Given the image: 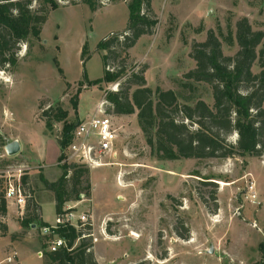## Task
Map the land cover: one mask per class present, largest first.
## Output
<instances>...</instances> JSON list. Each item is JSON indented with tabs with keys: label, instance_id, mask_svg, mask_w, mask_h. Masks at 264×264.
<instances>
[{
	"label": "rangeland",
	"instance_id": "rangeland-1",
	"mask_svg": "<svg viewBox=\"0 0 264 264\" xmlns=\"http://www.w3.org/2000/svg\"><path fill=\"white\" fill-rule=\"evenodd\" d=\"M57 1L59 7L54 10L34 1L33 9L44 6L49 13L40 36L20 43L16 64L0 69V172L23 168L35 204L41 207L39 215L53 224L57 216L55 195L40 176L56 181L62 174L58 139L64 123L53 121L50 129L43 114L49 108L61 107L68 112L67 122L76 125L103 109L119 129L114 153L106 155L99 166L80 164L90 170V194L84 190L81 200L70 201L66 207L93 215L100 264L261 261L264 154L177 160L155 157L137 112H107L106 93L120 89L123 80L90 85L85 79V74L90 80L104 75L106 51L99 50L98 44L109 35L124 33L129 24L128 2L99 0V8L92 10L80 0H75L77 4L74 0ZM151 11L158 20L153 32L143 35L129 50L117 46L122 57L111 66L124 58L128 72L146 68L148 86L173 89L181 103L204 99L213 104L209 84L182 86L185 74L196 67L192 56L195 43L205 41L210 30L218 34L221 29L227 34L231 28L235 35L236 23L244 17L254 29L264 31V0H151ZM85 46L87 59L83 61ZM223 49L226 55L234 56L239 46L229 48L223 42ZM254 71H260L257 63ZM237 137L233 133L228 139L235 143ZM14 141L20 149L9 154L7 146ZM65 154L69 155V147ZM251 181L255 182L256 199L250 196ZM20 211L10 205L12 233L0 236V264H4L1 262L12 241L21 245L16 248L23 264H42L46 253L44 259L39 258L36 248L28 247V240L38 241V248L45 251L49 240L42 235L43 225L34 229L23 225ZM5 222L8 226V217ZM18 223L23 230L15 229Z\"/></svg>",
	"mask_w": 264,
	"mask_h": 264
},
{
	"label": "trees",
	"instance_id": "trees-1",
	"mask_svg": "<svg viewBox=\"0 0 264 264\" xmlns=\"http://www.w3.org/2000/svg\"><path fill=\"white\" fill-rule=\"evenodd\" d=\"M34 1L59 7L57 0H0V69L7 64H16L18 45L31 36L39 37L42 26L48 18V10L42 6L33 9ZM130 11L129 24L119 36L109 35L101 40L98 49L104 54V75L96 80L88 79L90 85L119 82L120 89L106 93L107 112L116 115L135 114L146 137L152 153L160 160L182 158L207 159L227 158L245 154L259 156L264 154V31L253 28L247 17L236 23L235 35L231 28L224 34L210 30L207 39L195 43L192 56L196 67L185 74L182 86L193 88V83H206L211 86L213 104L198 99L194 104L181 103L173 89L155 90L148 86L146 68L128 72L125 60L117 66L111 63L122 57L116 49L132 48L143 35L151 34L158 23L152 15L151 0H125ZM74 4H77L75 0ZM92 10L99 8V0H80ZM229 47L239 46L234 56L226 55L223 42ZM87 47L82 51V59H87ZM128 54L125 55V58ZM258 64L260 71L255 72ZM77 108V102L74 101ZM46 125L51 129L53 121L63 122L58 139L61 148L59 166L62 174L56 181L40 176L45 187L54 192L56 214L65 212L67 203L79 201L83 191L90 194L91 185L87 176L88 167L67 163L65 150L69 147L75 124L68 123V112L61 107L49 108ZM236 133L237 141L228 137ZM86 182V186L84 183ZM213 183V182H211ZM23 184L29 194L22 224L49 225L39 215L41 207L35 204V194L28 184L27 174ZM5 178L0 175V218H6L8 204L4 194ZM85 195V194H84ZM217 200L216 196H212ZM33 209L31 210V207ZM1 235L7 234L6 222H0ZM93 231L91 224L79 228L64 225L57 233L66 240L67 246L55 252L46 251L44 264H100L94 254ZM182 238L186 239L187 236ZM264 264V258L255 263Z\"/></svg>",
	"mask_w": 264,
	"mask_h": 264
},
{
	"label": "built area",
	"instance_id": "built-area-1",
	"mask_svg": "<svg viewBox=\"0 0 264 264\" xmlns=\"http://www.w3.org/2000/svg\"><path fill=\"white\" fill-rule=\"evenodd\" d=\"M119 139V129L113 120V117L106 114L103 109L93 117L79 121L73 131L72 141L69 145V155L63 160L67 163L84 164L99 166L103 164V158L106 155L114 153L116 141ZM0 175L5 178L4 194L8 205H13L15 209L21 210L19 218L25 216L29 194L23 184V177L26 171L23 168L14 170H4ZM252 199L257 198L255 182L251 181L248 186ZM93 215L91 213L78 214L66 208L63 214L57 215L53 224L42 226L41 232L45 238H48L49 245L47 251L55 252L67 246L66 240L61 237L57 230L64 225H71L79 228L85 224L93 226ZM0 222H5L1 217ZM0 229V236H1ZM93 238V244L99 241L94 231L90 234ZM45 251L41 250L37 254L43 258ZM4 264H20L19 252L12 249L3 260Z\"/></svg>",
	"mask_w": 264,
	"mask_h": 264
},
{
	"label": "crops",
	"instance_id": "crops-1",
	"mask_svg": "<svg viewBox=\"0 0 264 264\" xmlns=\"http://www.w3.org/2000/svg\"><path fill=\"white\" fill-rule=\"evenodd\" d=\"M61 151V150H60ZM59 168H60V166H59ZM61 169V168H60ZM14 209H15V207H14ZM9 211H10V205H8V213H7V216L6 217H8V226H7V235H11V233H12V229H11V225H10V217H9ZM43 220L45 221V222H47V223H49V224H51L48 220H45L44 219V217H43ZM16 227L17 228H15V229H17V231H21V230H23L24 228H23V225L22 224H20V223H18V225H16ZM32 229H34L35 227H36V225L35 224H32L31 226H30ZM16 231V230H15ZM6 236V235H5ZM26 237H27V235H26ZM45 238V237H44ZM17 241H12L11 242V244L9 245V248H10V250H12V249H17V248H21V245H19L18 244V242L16 243ZM13 246V247H12ZM17 247V248H16ZM28 247L29 248H31V247H35L36 248V254L39 252V251H41L42 249H39L38 247H39V242L38 241H36V240H34V239H32V240H28ZM47 246L44 248L46 251H47ZM10 250L8 251V253L10 252ZM17 251L19 252V250L17 249ZM8 253H7V255H8ZM46 253V252H45ZM94 254H95V257H96V259H97V261L99 262V259H101V253L100 252H98V250H97V247L96 246H94ZM37 256H38V254H37ZM39 257V256H38ZM40 258V257H39ZM42 259H44V258H42ZM44 261L45 260H43V262H42V264H44ZM19 262H20V264H23V261H22V259H21V257H20V252H19ZM1 263H3V260H2V262Z\"/></svg>",
	"mask_w": 264,
	"mask_h": 264
},
{
	"label": "water",
	"instance_id": "water-1",
	"mask_svg": "<svg viewBox=\"0 0 264 264\" xmlns=\"http://www.w3.org/2000/svg\"><path fill=\"white\" fill-rule=\"evenodd\" d=\"M20 149V145L18 141L12 142L10 145L7 146V150L9 154H15Z\"/></svg>",
	"mask_w": 264,
	"mask_h": 264
},
{
	"label": "bare ground",
	"instance_id": "bare-ground-1",
	"mask_svg": "<svg viewBox=\"0 0 264 264\" xmlns=\"http://www.w3.org/2000/svg\"><path fill=\"white\" fill-rule=\"evenodd\" d=\"M223 185H227L226 183H223ZM135 237H138L139 235L135 232L132 233Z\"/></svg>",
	"mask_w": 264,
	"mask_h": 264
}]
</instances>
